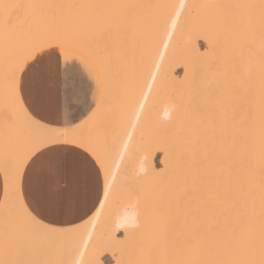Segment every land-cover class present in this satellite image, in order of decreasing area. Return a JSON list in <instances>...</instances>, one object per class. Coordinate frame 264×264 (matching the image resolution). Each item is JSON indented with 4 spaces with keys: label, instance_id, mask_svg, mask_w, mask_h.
Returning a JSON list of instances; mask_svg holds the SVG:
<instances>
[{
    "label": "snow or ice",
    "instance_id": "obj_1",
    "mask_svg": "<svg viewBox=\"0 0 264 264\" xmlns=\"http://www.w3.org/2000/svg\"><path fill=\"white\" fill-rule=\"evenodd\" d=\"M0 264H264V0H0Z\"/></svg>",
    "mask_w": 264,
    "mask_h": 264
},
{
    "label": "bare ground",
    "instance_id": "obj_2",
    "mask_svg": "<svg viewBox=\"0 0 264 264\" xmlns=\"http://www.w3.org/2000/svg\"><path fill=\"white\" fill-rule=\"evenodd\" d=\"M202 48H203V45H202ZM181 63L183 64V63H186V62L181 58ZM193 71H194L193 65L192 64H187V72H188L189 77L191 76V74L193 73ZM173 72H175V73H177L179 75L178 77L177 76H173V79L175 81H177L178 83L184 79L185 73H184V70L182 68L176 67L175 69H173ZM162 105H163V101L161 102V104H158L157 105V111L159 112V114L161 116H163ZM104 259L107 262L110 259H112V257H111V255H108V256L106 255L104 257Z\"/></svg>",
    "mask_w": 264,
    "mask_h": 264
},
{
    "label": "crops",
    "instance_id": "obj_3",
    "mask_svg": "<svg viewBox=\"0 0 264 264\" xmlns=\"http://www.w3.org/2000/svg\"><path fill=\"white\" fill-rule=\"evenodd\" d=\"M62 226H67V225H62Z\"/></svg>",
    "mask_w": 264,
    "mask_h": 264
}]
</instances>
